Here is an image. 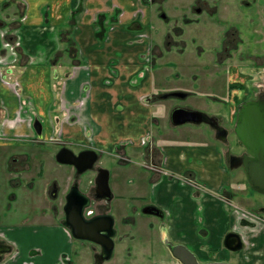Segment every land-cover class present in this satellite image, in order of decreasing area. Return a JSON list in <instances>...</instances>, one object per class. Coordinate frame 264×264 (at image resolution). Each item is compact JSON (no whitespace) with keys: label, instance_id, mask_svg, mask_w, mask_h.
<instances>
[{"label":"crops","instance_id":"obj_1","mask_svg":"<svg viewBox=\"0 0 264 264\" xmlns=\"http://www.w3.org/2000/svg\"><path fill=\"white\" fill-rule=\"evenodd\" d=\"M151 3L153 0H0L1 157L2 153L10 156L13 144L34 135L31 118L35 115L42 119V134L49 140L54 120L68 108L73 120L63 123L65 141L88 145L123 165L132 162L130 154L142 159L137 164L151 173L129 171L132 177L126 181L136 192L133 197L145 185L158 187V198L146 201L162 212V218L155 220L157 225L154 223L160 226L156 232H164L172 244L191 247L199 256L205 253L201 246L225 247L227 233L236 232L243 243L242 253L231 262L264 264V219L242 205L231 204L235 196L230 180L236 170L226 168L220 149L205 142L164 145L153 134L152 124L160 122L159 115H153L154 104L162 92H156L159 74L152 69L162 51L155 46L154 68L143 65L142 53L151 48L150 39L142 37L144 31H150ZM116 10L121 11L119 23L108 38L104 37L101 31L117 17ZM171 46L167 43L165 49ZM229 93L230 100L239 96L235 89ZM147 132L152 134L155 148L151 155L139 142ZM152 160L160 165L156 173L149 169ZM162 174L175 180L162 185L157 181ZM115 175L120 179V174ZM181 182L191 188L178 186ZM118 193L113 190V197ZM142 204H127L128 211L120 216L122 223L135 218ZM191 221H198V225L191 226L190 234L187 231L193 240L189 246L187 239H178ZM22 232L0 231L4 244L0 264H77L65 250L67 245L50 252L44 244H19L25 239L49 241L60 237L69 243L72 237L64 225L55 232ZM197 232L203 233V244Z\"/></svg>","mask_w":264,"mask_h":264},{"label":"rangeland","instance_id":"obj_2","mask_svg":"<svg viewBox=\"0 0 264 264\" xmlns=\"http://www.w3.org/2000/svg\"><path fill=\"white\" fill-rule=\"evenodd\" d=\"M202 1L153 0L151 3L153 18L149 25L150 31H144L145 34H142V37H151L155 46L162 51V54L157 56V66L153 69L156 74H159L156 92H188L185 97L169 96L154 104L153 115H159L160 122L157 125L152 124V131L157 137V141L164 145H195L205 142L216 146L220 149L224 160L223 153L226 152L227 148L230 147L234 153L239 150V147H234L235 135L230 133L227 136V141L223 142L215 136L214 130L207 123H186L173 126L167 120L165 112L167 111L168 115L171 108L184 106L203 111L209 115L220 116V118H233L237 112L239 101L246 99L251 93L249 88L251 87L255 93L263 88L264 58L256 64L258 65L255 67L257 72L242 66L249 63L246 62V59L250 61L251 58H254L252 53H256L253 50L256 44L251 42V36H253L254 27H258L264 32V12L260 10L261 14H258L255 9H248L241 0H205L207 4ZM196 8L201 11L197 12ZM0 18L3 19L1 12ZM114 24L110 23L109 28ZM116 26L108 32V36ZM233 31L240 43L225 50L221 41L231 37ZM252 41H255V38ZM169 42L172 46L170 50H166L165 44ZM256 47V50L261 52L260 46L259 48ZM262 51L264 52V48ZM234 77L237 80L240 79L241 82L239 83L242 85L237 87L239 96L235 100H230L229 86L230 84L236 85L232 84L233 81L230 83V79L233 80ZM247 83L249 88L248 86L243 88ZM230 101L233 103L230 104ZM71 147L74 151L78 150L75 145H71ZM57 148L58 145L52 143L39 146V152H36L34 158L36 166L29 173L18 175L20 184L11 183H14L15 179H10L14 177V174L6 169L7 166L11 165L9 154L4 155L2 153L3 158L0 154V231L19 233L21 230L26 232L38 229L55 232L62 229L63 225L59 217L62 216V204L66 201L68 194L72 169L69 165L57 163L48 154L47 149L55 150ZM14 151L12 150V152ZM130 155L132 162L123 165L118 163L114 156L100 154L93 169L85 171L78 181L79 190L83 194L89 195L90 188L94 185L97 168L103 167L109 171L110 189L112 192L113 190L119 192L110 201L100 200L103 207L114 217V227L119 232L114 241L113 256L103 264H179L170 257L165 247L170 242V238L168 239L166 234L162 236L160 232L149 230L147 227L148 222L156 223L157 217L143 214L138 210V213H135L137 226L124 225L120 220L121 214L128 211L127 204L136 203L140 206L143 202L156 200L159 195L158 187H146L145 185L142 190H136L138 195L133 197L136 192L126 181L127 178L132 177L129 175V171H138L144 175L151 172L137 164L142 160L138 155ZM116 173L121 175L120 179L117 178ZM234 174L230 180L235 196L231 204L242 205L243 208L253 210L251 205L247 204V200H250L251 197H253L251 199H262L261 196L250 188L243 169H236ZM170 180L173 181L175 178L162 174L157 181L162 185H167ZM28 182H31L32 185H28ZM52 182L57 183L55 197H51L45 192L47 186ZM116 182V187L119 185L118 188H115ZM177 185L190 187L182 182ZM142 192L143 197L140 198ZM200 193L203 194V191ZM117 196H120L121 201H118ZM165 199L167 198L161 200L165 201ZM96 203L98 202L93 201L91 207L95 209ZM232 205L229 206L233 207ZM97 209L100 208L97 207ZM199 214L201 213L199 212ZM197 225L198 221H191L189 226L185 224L184 235L181 233L182 239L179 237L178 240L187 239L188 245L192 246L193 240L188 234H190L189 230L192 229L191 226L197 227ZM155 228L158 229L157 226ZM187 231H189L188 234ZM198 240L203 244L202 232L198 233ZM221 241L223 244V240ZM19 244L22 246L35 244L43 246L44 244L46 251L50 252L61 251L62 247L67 245L65 250L77 264H92L93 261L94 250L90 247L91 243L74 237L69 243L60 237L49 241L44 240V238L25 239L23 243ZM200 248H202L200 250L205 251L200 255V260L202 257L205 259L204 261L231 262L232 260L236 262V257L241 252V250L230 251L223 245H205ZM189 249L192 250L191 247Z\"/></svg>","mask_w":264,"mask_h":264},{"label":"water","instance_id":"obj_3","mask_svg":"<svg viewBox=\"0 0 264 264\" xmlns=\"http://www.w3.org/2000/svg\"><path fill=\"white\" fill-rule=\"evenodd\" d=\"M185 92L175 91L163 94L185 97ZM170 122L172 125H182L186 123L200 124L208 123L217 130V136L223 138L224 131H220L216 116H209L203 111L184 106H176L170 110ZM236 135L246 148L243 156H232L234 166L243 165L245 177L250 186L258 192L264 193V98L258 100H248L238 107L236 119ZM221 132V133H220ZM56 160L64 164H72L77 172H82L91 168L97 160V152L94 149H85L75 154L68 148H61L56 154ZM96 196L98 198H112L109 186V171L106 168H98L95 177ZM87 196L80 193L77 187H72L66 197L64 206L65 220L62 222L73 237L83 240H91L102 246L99 261L108 260L112 256L113 250V217L105 214L93 217L90 220L84 218L82 211L88 203ZM144 213L162 212L155 206H146L142 209ZM105 222V225H103ZM224 245L230 251H238L242 248V240L238 233L229 232L224 238ZM172 256L181 264H234L229 261H198L195 254L181 243L168 244ZM4 247L0 248V253ZM1 258V255H0Z\"/></svg>","mask_w":264,"mask_h":264},{"label":"flooded vegetation","instance_id":"obj_4","mask_svg":"<svg viewBox=\"0 0 264 264\" xmlns=\"http://www.w3.org/2000/svg\"><path fill=\"white\" fill-rule=\"evenodd\" d=\"M202 2L204 4H207V2L205 0H203ZM241 2L242 3H245L248 9H255L256 13H258V14H261L259 12L260 10H261V12L262 11L264 12V0H241ZM195 10L197 12L201 11L198 8H196ZM116 11H117V17H115L114 21L112 22V23H115V24L113 26H111L110 28L108 27V30H107V38L109 37L108 36V32L110 30H112L115 27V25H118L119 20H120L121 11H119V10H116ZM139 12H141V9H139V10L136 11L137 14ZM256 25H258L257 22H256ZM253 31L254 32H253V36H251V42L252 43H255L256 46H258V48L260 46V51L261 52H258V50H256L257 47L255 46V48L253 50H255L256 53H252V56L254 58H251L252 60H250V61L246 59V62H249V63L243 64L242 67L249 68V69H253V70L256 71L255 67L258 66L256 64H258V62H261L262 59L264 58V52L262 51V49L264 48V32L261 29H259L258 27H254V30ZM231 34H233L231 37H228L225 40H222L221 41V45L224 46L225 50L228 47H232V46L235 47L236 45H238L240 43V40H239V38H237V35L236 36L234 35L235 32L233 31V32H231ZM147 38L150 39L151 48L148 49L146 53H142V56L144 57L143 60H142V62L143 63L145 62V64H143V63L142 64L145 65V66H149L152 69V68H154V63H155V60H154V58H155L154 57L155 44L153 43L151 37H147ZM254 38H255V41H252ZM250 51H251V49H250ZM231 81H233L232 83L236 84V86H234L233 88H230L231 90L232 89L233 90L234 89L237 90V85H242L241 83H239V82H241V80L240 79L237 80L235 77ZM231 81H230V83H231ZM250 81H251V79H250ZM246 82H248V80H246ZM262 84L264 85V83H262ZM247 86H248V83L245 84L244 87L243 86L242 87L245 88ZM248 88H249V86H248ZM240 89H242V88H240ZM84 90H85V93H86L87 86H86V88ZM249 91L251 93L248 95V97H246V99H244V100L239 101V103L237 105V111H238V107L241 104H243L244 102L248 101V100H258L260 98H264V86L257 93H255V91L252 90L251 87L249 88ZM173 92H175V91H173ZM168 93H170V92L161 93L159 95V97H156V98L163 99V98H167V97L171 96V95H168L167 97H163V94H168ZM185 96H187V94H185ZM236 97H237L236 95H233V97H232L233 100H235ZM146 100L147 99L145 97H142V101L144 103L147 102ZM231 103H233V101H230V104ZM71 115L72 114L68 110V108H63L62 109L61 115L59 117H56V119L54 120L53 134L51 135L50 138H48L49 140H45V138L43 137V134H42V131H43L42 119L38 115H35V117H32L31 118V126H32V130H33L34 135L31 136L30 138H27V139L26 138H23L22 139L23 142L18 143V144H13L11 146L12 147L11 149L12 150H15V151L14 152L11 151V155H10V157H11L10 158L11 165L10 166H7L8 168H6V169H9L14 174V177H11L10 178L11 180H12V178L15 179V182L14 183L11 182L12 184H20L21 182L18 181L19 180V176L18 175H22L23 173H29L31 170H33L35 168L36 165L34 163V158L36 157L35 156L36 155V152H39L38 147L39 146H45V143H52V144L58 145V148L55 149V150L47 149L48 154L51 157H53L57 163H60V162H58L56 160V154L63 147L68 148L70 151H73L75 154H78L80 151L85 150V149H94V148H92V147H90L88 145H76L73 142L65 141L62 138V127H63V123H65L66 121L68 123L71 122V120H73V119H71L72 118ZM209 116H214V115H209ZM216 117H217L218 125L220 126V129L219 130L220 131H224V136H223V138L221 136H217V130L215 128H213L209 124L210 127L214 130L215 136L218 137V139H220L221 141L226 142L227 141V136L230 133H232L236 137V141H235L234 147H239V150L236 153L232 152L230 147L227 148L226 152L223 153V156H224V164H225L226 168L227 169H230V170H236V169L240 168V169H243V171H244L243 165L242 164H239L238 166H234V163L235 162L232 159V156H243V155H245L247 153L246 152V148L244 147V145L238 139V137L236 135V131H235V128H236V119H237V112H236V114L234 115L233 118L232 117L231 118L230 117H226V118L224 117L225 118L224 119V118H220V116H216ZM169 121H170V118H169ZM171 125H172V123H171ZM151 135L152 134L150 132H147L139 140L141 147H143V146L146 147V149H145L146 152L145 153H147L148 155L149 154L151 155L153 153L151 151H154L155 150L154 146L151 145V141H152V136ZM71 145L72 146H74V145L77 146L78 147V150L74 151L72 149ZM160 151L163 152L162 150H160ZM41 152H43V151H41ZM96 152H97V160H98L99 155L101 153H99L97 150H96ZM165 158H164V161H165ZM95 162H94V164H95ZM160 162H162V160H160ZM60 164L69 165V166H71V169H72V176H71L70 182L68 184V193L72 189V187H74V186L77 187V189L79 190L78 181H79L80 176L82 174H84V172L87 171L88 169H93V167H94V164H93V166L91 168H88V169H86V170H84L82 172H77L76 167L74 165H72V164H64V163H60ZM149 164H150L149 165V167H150L149 169L151 171H153L154 173H156L155 168L157 166H160V165H158L157 162L154 161V160L149 161ZM97 173H98V168H97ZM97 173H96V175H97ZM244 174H245V172H244ZM28 185H32V183L31 182H28ZM248 185L250 186L249 183H248ZM250 188L253 191H255L251 186H250ZM95 189H96V184H95V181H94V185H92L91 188H90L89 195H85L84 194L88 198L87 199L88 203L83 208L82 214H83L84 218L87 219V220H90L93 217H98V216H102V215H105V214H110L108 212V210L105 209L103 207V205L100 203L101 202L100 200L104 199L106 201H110L113 198V192H112V190H111V192H112V198L111 199H106V198H98L96 196V190ZM56 191H57V183L56 182H52L50 185L47 186V188L45 190V192L48 195H50L51 197H55L56 196ZM255 192L258 195H260L262 199H258V198L251 199V198H253V197H251L250 200H247V204L251 205V207L253 208L252 211L254 212L255 215L260 216V218L264 219V193H261V192H258V191H255ZM80 193H82V192L80 191ZM91 195H93V196H91ZM93 201L98 202V203H96L95 209L91 207ZM65 204H66V201L62 204V216H61V218L59 217V220H60L61 224L65 220V211H64ZM151 205L155 206L151 202H149V203L146 202V203L142 204V206L139 207L140 212H142L143 214H146V215H153V216L157 217V219L160 220L162 218V215L157 214V212L156 213H144L142 211V209L144 207L151 206ZM97 207L100 208L101 211H100V209L98 210ZM123 224L124 225H131L132 227H135V226H137V220L134 217H131L130 219H124ZM103 225H105V222H103ZM114 225H115V221H114V217H113V228L115 230V234L113 235V250H112V256H113L114 247H115L114 246L115 245V242L114 241H115V238L117 237V235L119 234L117 228H115ZM147 227H148L149 230H152V231H155L156 232V228H155L156 226L154 225V223L152 221L147 223ZM160 234L162 236L165 235L164 232H162ZM70 235H71V237H73L72 234H71V232H70ZM132 235L134 236V234H132ZM81 240H83V239H81ZM0 241H1L0 242V248L1 247L3 248L4 245L2 244V240H0ZM85 241H88L89 243H91L90 247H91V249L94 250L92 264H103L105 261H108L109 259L112 258V256H111L108 260L99 261V256L101 255V252H102V246L100 244L96 243V242L91 241V240H85ZM169 243H171V242H168V244ZM168 244H166L165 247L168 250V252L170 254V257L172 259L176 260L179 264H181L176 258H174L172 256L170 250L168 249ZM191 251L195 254V256L198 259V261H200V262L203 261L202 259L200 260V256L197 253H195L193 250H191Z\"/></svg>","mask_w":264,"mask_h":264},{"label":"trees","instance_id":"obj_5","mask_svg":"<svg viewBox=\"0 0 264 264\" xmlns=\"http://www.w3.org/2000/svg\"><path fill=\"white\" fill-rule=\"evenodd\" d=\"M101 18H102V16H99L98 19H100V21H101ZM101 22H102V21H101ZM108 27H109V26H108ZM108 27L105 28V31H104V30L101 31V34L103 33V36H104V37H107V30H108ZM232 84H234V83H232ZM234 86H236V85H231V84H230L229 88H233ZM237 87H241V85H237ZM186 94L188 95V93H186Z\"/></svg>","mask_w":264,"mask_h":264}]
</instances>
